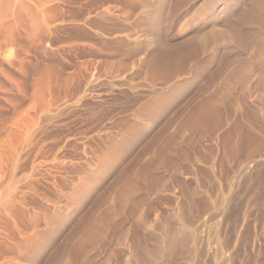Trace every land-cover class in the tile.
<instances>
[{
  "label": "rangeland",
  "instance_id": "obj_1",
  "mask_svg": "<svg viewBox=\"0 0 264 264\" xmlns=\"http://www.w3.org/2000/svg\"><path fill=\"white\" fill-rule=\"evenodd\" d=\"M0 264H264V0H0Z\"/></svg>",
  "mask_w": 264,
  "mask_h": 264
}]
</instances>
